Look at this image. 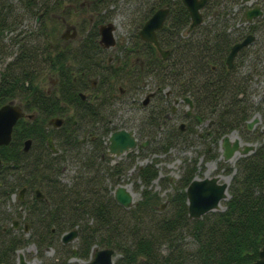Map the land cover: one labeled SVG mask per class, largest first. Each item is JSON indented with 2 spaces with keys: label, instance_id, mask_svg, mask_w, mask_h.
Instances as JSON below:
<instances>
[{
  "label": "trees",
  "instance_id": "trees-1",
  "mask_svg": "<svg viewBox=\"0 0 264 264\" xmlns=\"http://www.w3.org/2000/svg\"><path fill=\"white\" fill-rule=\"evenodd\" d=\"M22 1L31 15L36 12L46 15L52 7L60 5V0H52L48 7V0ZM72 1L83 3L89 10L93 17L89 33L94 37L97 24L108 19L113 21L121 3V0ZM238 2L241 0H207L202 15L204 12L207 17L210 13L211 19H203L189 29L190 15L181 0H144L141 13L129 22L135 43L140 42L138 30L144 21L157 8L169 6L163 25L156 30L159 45L169 51L167 56L163 58L153 43L141 41L143 66L137 64L125 72L127 79L130 86L136 88L144 75L153 74L160 92L169 87L175 96H190L198 106V115L213 120L208 135L215 140L232 128L240 127L249 133L245 122L254 110L260 109L244 97L247 92L245 82L252 79L253 73H238L244 79L240 82L234 73L237 71L236 60L242 58L246 48L256 42V33L261 32L257 23L264 19V0L258 2L263 8L262 15L247 25V33H252L254 39L237 52L232 67L228 68L226 59L231 46L245 31L244 28L228 30L231 17L226 9ZM12 10L8 0H0V44L4 31L16 23L15 17L11 18ZM241 16L245 18L244 14ZM262 34L259 41L264 47ZM23 48L21 46L0 73V105L21 94L27 97L22 104L24 110H36L33 119L20 117L13 127L10 142L0 145V264H15L16 249L24 242L20 236L2 229L3 221L11 218V214L4 212L1 206L19 186L30 189L38 186L44 193L43 198L33 196L27 200L30 211L27 221L32 227L27 241H35L38 247L53 245L55 232L77 228L78 247L76 250L66 248L64 255L58 251L53 264H77L68 260V253L86 258L93 243L116 249L119 255L113 264H250L258 256L264 244V136H257L255 148L236 160L235 172L228 185L229 197L223 209L207 211L198 218L189 217L185 187L192 175H188L176 185L171 210L159 213L160 198L147 188L157 175L153 164L144 165L137 171L144 184L143 197L134 205L124 207L114 199L104 182V175L119 166L106 164L102 173L99 170L102 159L97 149L104 146L100 140L93 144L96 155L88 152L84 159L82 157L84 168L79 178L70 184L59 181L56 175L59 153L51 154L46 147L45 137L53 132L46 123L49 116L63 110L62 100L74 98L76 85L71 81V74L64 72L58 84L59 98L45 95L34 85L43 68L36 63L35 55H30L32 50ZM131 49L126 46L125 54L128 55ZM47 55H50L49 51ZM52 65H60L56 57ZM10 66L11 70L6 71ZM100 75L103 78L106 73ZM98 93L100 102L93 107L80 104L77 117L88 126L97 121L99 127L95 134L99 139L100 134H107L114 128L109 121L114 109L107 102L105 90L100 89ZM27 137L32 138V145L24 151L23 141ZM246 137V140L252 139ZM66 140L67 137L65 140L59 137L63 152L73 147L72 142Z\"/></svg>",
  "mask_w": 264,
  "mask_h": 264
},
{
  "label": "rangeland",
  "instance_id": "rangeland-1",
  "mask_svg": "<svg viewBox=\"0 0 264 264\" xmlns=\"http://www.w3.org/2000/svg\"><path fill=\"white\" fill-rule=\"evenodd\" d=\"M143 1L144 0H121L120 6L117 9V14L113 20L116 27L114 35L117 42L113 48L107 50L106 55L113 54L116 56L119 54L121 47L125 43H133L134 35L132 34L129 22L132 17L141 13L140 11L142 10L140 9L142 8ZM8 2L13 8V15L11 18L15 17L16 23L11 28L4 31L3 40L0 44V73L5 70L8 62H10L19 52L21 46H24V50L26 47L29 48V50H32L30 55H35L36 63L39 62L38 66L42 67L45 64V61H43L42 54L39 55L40 48L37 49L36 47H43L51 41L54 44H57L58 42V45L61 46L65 42L61 33L65 30L66 23H73L77 26L78 32L75 42L78 38L83 36L88 26L87 18L90 16V12L83 6V4L80 5V3H72L70 0H60V5L52 7L46 15L40 14V12H36V15H31L28 13V10H26L22 0H8ZM48 2L49 4L47 7L50 5L52 0H48ZM257 2L259 1L255 0L253 2H242L241 0V2L232 5L229 10L226 9L229 11L227 15L231 17L229 20L228 30L233 31L235 28H244L247 30V25L251 21H246V19L242 18L241 15L244 14L246 8ZM203 19H211L210 13L207 17H205L203 12ZM257 24H259L261 32L259 34L256 33V42L250 44V46L246 48L244 51L245 55L242 54V58L240 60H236L235 69L237 71L234 74L236 79L240 82L244 81L240 74H247L248 72L253 73L252 79L245 82L247 84V92H245L244 97L254 103L255 106H260V109L254 110L252 114L258 117L259 121L251 127L249 133H246L240 127L232 128L225 133H236L242 141H249L251 143H255V145L258 144V140L255 138H257V136H264V98L262 97L264 90V47L260 46V41L263 37L262 33H264V19L258 21ZM13 65L15 64H12V66ZM12 66H10L6 71H10ZM55 76V72L49 73L40 69L39 76H37L35 83L44 90L53 89L54 85L52 82ZM143 77L151 84L155 81L153 74H146ZM109 84L111 85L112 93L116 95V98L112 101L111 105V108L114 109V113L111 115L110 125L114 126L113 129L120 127L133 128L135 134L139 138L136 146L131 149L133 154H131V158H126L124 153H122L120 157H114V160L119 162V167H117L120 168V171L116 168H111V173L104 175L107 176L104 179V182L107 184L110 193L113 194L115 188L119 184H122L133 191V202L131 205L138 202L143 197L142 193L144 184L139 178L137 171L142 166L148 164H153V166L157 169L156 177L151 180L147 188L150 189L151 192L158 194L160 198L157 204V210L159 213L171 210L173 205V199L171 198L175 193L176 185H180L184 178L188 175L200 178L204 176L210 177L218 175L220 177V181L225 180L229 185L231 177L235 172L234 165L236 160L245 154L236 152L229 159H224L222 153L223 146L221 144L222 136L215 140L210 135L206 133L204 134L203 132L205 130L204 126L206 122L202 123V129H200L201 126L197 127V130H201V135H186L187 133L181 134L171 131V127H166V132L159 131L156 133L154 136L155 140L153 139L147 144L141 145L140 141L146 137L142 130L143 127L141 120L145 119L144 117L147 112H142L135 101H141L142 89L139 88L137 90L135 88H131L127 79V73L123 71L113 72L109 79ZM120 88L122 90V94L120 93ZM167 89L168 87L163 88V90ZM26 99L27 97L19 94L13 100L16 103L24 104ZM182 103L183 104L178 105L173 101L170 103L169 107L175 106V108H181L184 110L188 106L186 103ZM148 112L150 111L148 110ZM182 120L184 121V119ZM178 122L179 121H177L176 124ZM209 122L210 119L207 118V123ZM49 124V127L55 128L53 124ZM84 134L85 132H81L79 134L80 138H82ZM100 135L101 143L107 144L105 141L107 140L108 134ZM246 136H249L252 139L246 140ZM93 144L94 143L85 142L79 150L70 149L67 152H63L61 147H59L58 153L60 162L58 163L59 168L56 175L60 182L70 184L79 178L80 173L84 168L82 160ZM34 149L38 151L37 148ZM79 151L81 152L79 153ZM83 152L85 153L84 155L81 154ZM51 154L54 153L51 152ZM106 164L111 167L113 160L107 159L106 162L102 160L99 164V170L101 173L104 171L103 166ZM226 167H228V170H226ZM22 187L23 186H19L17 191L12 193L7 202L1 206V209L4 212H9V214H11V218L3 221L4 225L9 228L13 225L12 219L24 217L28 220L30 211L27 208V200H30L33 196L35 197L34 188H39L38 186H35L32 189L27 187L26 191L23 190L22 197L19 198V190ZM227 199L228 198L221 199L220 209L218 210L225 207V200ZM23 224L24 223L21 222V225L19 226L20 228L15 230V235L24 239L23 244L16 249L15 259H18V253L21 252L23 254L25 264H53V257L57 255L58 251L59 254L64 255L66 248L74 247L76 250L79 245L78 236L66 243L62 242L61 235L63 231L66 230L64 229L53 234V245L38 247L35 241H27V237L32 234V227L29 223H27V230H25L22 227ZM43 232L46 233V230ZM104 246L106 245L93 243L90 247V253L86 258L79 257L74 253H68L67 258L71 263L85 264V262H88L92 258L95 249ZM118 255V252H115L114 259Z\"/></svg>",
  "mask_w": 264,
  "mask_h": 264
},
{
  "label": "flooded vegetation",
  "instance_id": "flooded-vegetation-1",
  "mask_svg": "<svg viewBox=\"0 0 264 264\" xmlns=\"http://www.w3.org/2000/svg\"><path fill=\"white\" fill-rule=\"evenodd\" d=\"M72 3H76V2L72 1ZM82 4L83 3H81L80 5ZM254 4H258L261 6V4L258 2ZM40 14H44V13L41 12ZM244 15H245V12H244ZM87 19L90 23H88L87 29L84 32L83 36L81 38H78L76 42L75 40L77 38V32H78L77 26L73 23L72 24L66 23L65 30L61 33V36L65 39V42L61 46L58 45V42L57 44L56 43L54 44L51 41L49 42V44L44 45L43 47L40 46V49H39V55L42 54L43 61H45V64L42 66L43 70L49 73L55 72L56 76L52 82L54 85L53 89L44 90L36 85L35 83L36 81L34 82V85L37 88H39L45 95L47 96L55 95L56 97L59 98L58 95H59L60 90H58L59 89L58 84L60 83L61 74L66 72V73L71 74L72 76L71 81L75 83L76 85L75 88L77 89L76 92H74L75 94L74 98L70 99L69 101L62 100V103L64 104V108L60 113L56 115H51L47 118V124H46L47 128H52L48 126L49 123H51L49 125L53 124L52 122L49 121L50 118L57 117L60 120L58 125L53 124L55 127V128H52L53 132L50 134H47L45 137L46 147L54 154L58 153L59 146L61 145V142L59 141V137L60 138L63 137L64 140H65V137H67L66 142L67 141L72 142L73 144L72 150L73 149L79 150L80 148H82L85 142L94 143L100 140V138L98 139V136H97L98 134H95L97 133L98 127H99V124L97 123V121L91 122L89 126L86 125V123H82L81 121H79V118H78L79 113H77L78 112L77 106H80V104L84 106H88V105L92 107L96 106V104L100 102L99 93H98L100 89L105 90L104 95L108 97L107 102H109L110 105H112V101L115 100L116 95L112 93L111 85L109 84V79L111 77L110 73L114 71L127 72L133 69L137 64H139V66L142 67L143 62H144V57L141 51V48L143 47V42L141 41H145V40H143L140 36H139L140 42L135 43V41L133 40V43H130V44L125 43L121 47L118 55L116 56H114L113 54L106 55L107 50L113 48L116 45L117 40L114 35L115 43L108 47L103 46L100 42L101 35L99 32L98 26L99 24L107 23L110 20L102 21L97 24V34L94 37L93 34L89 33V29L91 28L93 17L90 15ZM114 26H115V23H114ZM247 30H245L243 36L238 39L239 41L242 40L248 34ZM126 46H129L132 48L128 55L125 54L124 52ZM25 50L27 51V47L25 48ZM47 51L50 52V55H47ZM45 54H46V57H45ZM55 57L57 58V61L59 62L61 66L60 65H55V67L53 65L51 66V62L54 61ZM81 57L84 58V60H80L82 59ZM233 62H234V57H233L231 66H228L227 64V67L228 68L232 67ZM61 69L63 71H61ZM102 72L106 73V75L103 78H101V75H100V73ZM129 86H130V82H129ZM135 86H136L135 89L137 90L139 88L142 89L141 91L142 99L140 102L135 101V103L138 104V107H140L142 112L144 113L147 112V114L144 117L145 119L141 120V124L143 127L142 130H143L144 135L146 136L145 139H142L140 141L141 145H145L148 142L152 141L153 139L155 140L154 136L156 135V133L159 131L166 132L167 131L166 127H171L170 129L171 131L178 132L181 134L187 133L186 135H191V134L201 135L202 132L201 130H197V127L201 126L200 129H202L203 128L202 123L206 122L204 126L205 130L203 133L209 134V126L212 125L213 120H210V122L207 123V118H202L201 115H198L197 113L198 106L190 96L188 95L187 96H175L169 87L167 90H162L160 92L159 87L155 85V82L151 84L147 82L144 77L141 78ZM121 92L122 90L120 88V93ZM184 97H189L191 102L185 101ZM262 97H263V93H262ZM173 101L177 103L178 105H181L183 104L182 102H184L186 103L188 107L184 110H182L181 108H175V106L169 107L170 103ZM20 105L22 106V104ZM70 108H71V111H70ZM148 110L150 112H148ZM35 111L36 110H31L27 112L25 111L27 114L32 113L31 117H29L28 115L27 116L25 115V116L28 119H33L36 115ZM110 119L111 117H109V121ZM182 119H184V121ZM177 121H179L178 122L179 124L178 123L176 124ZM258 121L259 120H257L256 122ZM256 122L254 124H256ZM251 127L248 128L247 121H246L245 129L248 132H250L249 130L251 129ZM120 128H125V127H120ZM116 129H119V128H116ZM116 129H112L109 133H107L108 136L112 131ZM126 129H133V128H126ZM81 132H85L82 138H80L79 136ZM49 136H51L52 138V143L55 147V151L48 144ZM108 136H107V140L105 141V143L107 144H104V146L103 145L98 146L97 152L98 150H100V153H99L100 158L103 161L106 162L107 159H112L113 164L111 166H114V165L119 166L118 165L119 162L117 160L116 161L114 160V157L116 155L112 156V154L108 152V146H109ZM135 136L138 141L139 139L138 136L136 134ZM27 138L31 139L30 146L28 148L29 150L32 145V138L31 137H27ZM253 144L255 145V143ZM92 148H93V145H91L87 153L89 152V154L96 155V152ZM80 152L81 151H79V153ZM81 154L84 155L85 153L83 152ZM131 154H132L131 150L129 153L124 152V155L126 158H131L133 155ZM120 156L121 154L118 155L117 157H120ZM118 170H120V168H118ZM106 177L107 176H105V178ZM35 189L36 188H34V194H35V197H37ZM24 190L25 191L27 190L26 186L24 187ZM12 222H13V225L10 226V228L2 224V229L5 231L6 230L9 231L13 235L16 234L15 230H18L20 228L19 226L21 225V222L24 223L22 226L23 228L25 227V225L27 226V223H28L24 217L12 219ZM63 243H66V242H63ZM73 250H75L74 247H73ZM15 264H18V260L16 259H15Z\"/></svg>",
  "mask_w": 264,
  "mask_h": 264
},
{
  "label": "water",
  "instance_id": "water-1",
  "mask_svg": "<svg viewBox=\"0 0 264 264\" xmlns=\"http://www.w3.org/2000/svg\"><path fill=\"white\" fill-rule=\"evenodd\" d=\"M182 3L187 8L190 15V25L189 29L200 24L203 21L202 8L206 4L207 0H181ZM250 1L253 0H242ZM169 12V6H164L157 8L142 24L138 30L139 36L145 40L152 42L160 54L166 57L169 52L168 49H163L159 45L156 36V30L160 28ZM263 10L260 5L254 4L249 6L245 10L246 21H252L254 18L262 15ZM38 18V17H37ZM101 35L100 42L103 46L108 47L115 43L114 38V23L109 21L107 23H101L98 26ZM254 39L252 33H248L242 40L234 43L227 55V64L231 66L233 57L235 54L244 46L250 43ZM264 97V91H263ZM185 101L191 102L189 97H184ZM32 116V113H26L19 103L14 100H9L0 105V145L8 144L12 137L13 127L17 120L23 116ZM258 117L252 116L247 120L248 128L251 127ZM54 125H58L60 120L57 117H52L49 120ZM109 146L108 152L112 156H118L124 152L129 153L132 147L137 143V138L133 129L119 128L112 131L108 136ZM31 139L26 138L23 141V150L27 151L30 146ZM243 143V144H242ZM49 146L55 151V147L52 143L51 136L48 137ZM221 144L223 146V156L224 159H229L236 152L241 154H247L254 149V144L248 141H242L239 137L231 138L230 133L224 134L222 136ZM1 162V158H0ZM218 175L204 176L202 178L194 176L189 181L185 187L186 192V204L189 217H201L204 213L210 210L220 209L221 199H226L229 196L228 192V182L219 180ZM24 187L19 190V198L22 197ZM36 196L44 197V193L36 188ZM114 199L124 207H129L133 202V191H131L127 186L119 184L114 192ZM27 230V226L24 227ZM78 231L77 228H71L62 233L61 239L63 242H68L77 238ZM115 250L113 248L104 247L97 248L94 250L92 258L85 262V264H113L114 262ZM18 264H25L23 254L18 253ZM250 264H264V244L258 251V256L250 262Z\"/></svg>",
  "mask_w": 264,
  "mask_h": 264
},
{
  "label": "bare ground",
  "instance_id": "bare-ground-1",
  "mask_svg": "<svg viewBox=\"0 0 264 264\" xmlns=\"http://www.w3.org/2000/svg\"><path fill=\"white\" fill-rule=\"evenodd\" d=\"M99 20H100V19H99ZM108 20H109V19H108ZM20 43H21V42H20ZM7 65H8V64H7ZM230 136H231V138L238 137L236 133L230 134ZM213 165H214V163H213ZM129 189H130V188H129ZM80 262H81V260H80Z\"/></svg>",
  "mask_w": 264,
  "mask_h": 264
}]
</instances>
